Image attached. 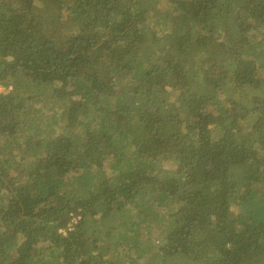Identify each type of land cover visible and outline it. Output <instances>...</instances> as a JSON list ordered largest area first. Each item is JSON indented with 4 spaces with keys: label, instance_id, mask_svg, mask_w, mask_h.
Returning <instances> with one entry per match:
<instances>
[{
    "label": "trees",
    "instance_id": "obj_1",
    "mask_svg": "<svg viewBox=\"0 0 264 264\" xmlns=\"http://www.w3.org/2000/svg\"><path fill=\"white\" fill-rule=\"evenodd\" d=\"M0 86V264H264V0H0Z\"/></svg>",
    "mask_w": 264,
    "mask_h": 264
},
{
    "label": "rangeland",
    "instance_id": "obj_2",
    "mask_svg": "<svg viewBox=\"0 0 264 264\" xmlns=\"http://www.w3.org/2000/svg\"><path fill=\"white\" fill-rule=\"evenodd\" d=\"M9 90H10V88H5V87L0 86V92H2V93L9 92ZM167 163L168 162L166 161L163 164H167ZM164 169H166V166L165 167H162V168L160 167V170H164ZM73 221H76V219H74ZM62 232L63 233H67V230H63Z\"/></svg>",
    "mask_w": 264,
    "mask_h": 264
}]
</instances>
